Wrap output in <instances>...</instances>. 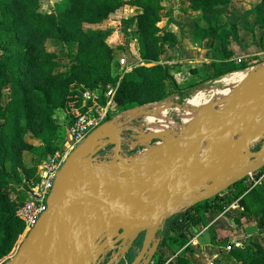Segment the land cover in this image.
Wrapping results in <instances>:
<instances>
[{
	"label": "rangeland",
	"instance_id": "obj_1",
	"mask_svg": "<svg viewBox=\"0 0 264 264\" xmlns=\"http://www.w3.org/2000/svg\"><path fill=\"white\" fill-rule=\"evenodd\" d=\"M40 1L41 12L48 14H56L57 7L64 2V0ZM261 3L262 0H232L227 5H214L208 11H195L191 9V4L188 0H163V5L166 9L163 12V22L160 24V28L162 29L161 36H165L167 33H174L177 37V42L166 41L160 44V62L171 69L170 74L175 78L180 91L175 92L171 83H168L169 96L167 98L142 106L136 105L127 111L122 110L116 104L118 91L116 96L110 99L106 98V93L111 89H117L121 82L125 81V78L132 79L133 81L140 80L135 71L141 66L148 64L141 59L142 46L139 43L138 32V16L140 13L136 9L127 5L112 14L108 21L100 25L89 24L90 21L86 18L85 10L80 9V15L71 21L75 26L78 24L79 28V34L75 38L69 41L54 39L46 42V50L58 60L60 72H65L73 67L74 58L81 52L84 37L91 30L104 31V43L113 52L114 71L118 72L120 79L115 86H110L107 89L104 98L99 94L100 100L98 105L106 108V112L104 122L96 131L105 126L113 127L115 136L103 140L95 149L97 152L92 159L94 169L90 174V179H93V187L97 191L102 193L107 190L101 188V182L103 178H106L109 187H117L116 192L118 195L122 192H127L130 193L128 201L135 200L136 192H134L131 186H126L125 181L129 180L138 186L143 180L144 173L142 170L150 160L146 156L147 146L144 139L149 135H155L159 132L150 125V122L158 124L159 120L157 122L156 118L162 112L165 113L164 123L166 122L165 125L168 130L166 129L165 133H161L163 136L161 139L150 141V146L160 147L165 144V148L169 147V150L160 152L156 157L162 155L164 158H167L172 155H178L185 148L189 136L193 133L191 131L186 132L184 129V117L190 109V102L200 97V104L204 105L207 101L212 100L213 111L220 112L222 100L219 98V92L213 94L210 93V89L216 88L221 90L224 88L223 80L232 74L251 70L264 64V27L258 23V7ZM123 59L126 60L124 65L121 63ZM231 59L236 63H243L245 65L244 68L232 73H226L218 78H209L218 68L228 70L229 60ZM72 106L73 112L70 114L63 108H58L56 112L55 120L59 126V141L57 143V152L54 155H45L43 153V144L31 136H27L25 138L26 142L36 146L38 150L35 155L30 154L28 151L24 152L23 162L25 168L19 169L16 163L6 161L5 167L10 179L7 181V188L3 189V191L8 190L7 194H9V198L13 202L18 201L17 192H23V194L27 195L30 192V188L40 181L41 167L51 158L56 157L58 162H62L60 175L72 155L85 145L84 142L82 145L72 148L69 131L78 122L80 118L78 116L79 112L86 104L83 100H79ZM166 106H169V108L163 110V107ZM129 112H134L135 115L129 116ZM94 113L96 115V112ZM76 117L79 118L76 119ZM207 126L208 124L205 123L204 127ZM120 132L122 134L120 135L119 143H114L113 140L119 137ZM235 140H238V136H235ZM213 150L209 144H205L200 160H205ZM263 151L264 141L256 144L251 149V153L254 155ZM117 154L119 157H117ZM122 161L128 164H143L141 171H133L131 175L121 174L116 177L114 171L110 170V167H114L115 165L121 167L123 166ZM252 161H256V159ZM262 168L264 166L255 170L249 176L261 171ZM84 175H86L85 171L77 172L71 179L72 182L68 191L73 190V183L76 182L78 176L82 177ZM57 179H59V176ZM263 179L264 176L260 181ZM253 180L256 181V179ZM90 186L89 181L85 185L86 190L89 191ZM153 188L154 183L149 190L142 192L139 199L143 206L141 211L147 210L151 205V192ZM227 190L224 192H228ZM199 192L204 196V191H198V194ZM250 207L251 204L249 202L245 204L236 202L227 212H224L228 222L225 223L222 235H218L216 229L215 238L209 232L206 234L210 245L215 241L225 240L229 244H232V246L250 248L253 254L264 256V235H261L259 231L254 235L246 233L247 228L256 226L251 221L250 212L253 209ZM189 208L191 207L186 209L181 207L176 215ZM79 213V208H77L69 219V237L73 245L79 243L78 239L80 237L86 239L88 250L91 253L89 255V264H133L137 260L145 246L147 232L140 233L139 235L134 234L132 239H128V237L123 236V231H116L117 229H110L109 227L103 229L102 222L96 225V229H93V231L89 230L87 229V224L92 223L91 225H93V221L97 217L96 211L84 213L83 225L79 231L77 230V216ZM173 216L168 217L163 222L161 226L163 229L158 231L157 237L151 242V253L155 252L154 246L156 241L159 240V234L163 233V231H168L170 234L172 226L171 218ZM203 229L199 228V231L201 232ZM96 232V246L94 248L96 250L104 248V252L98 260L94 258L93 247L91 246V235ZM31 233L28 234V231H22L20 234H16L12 239L9 256L4 261H0V264H10L17 256L18 250L27 242ZM217 248L220 249L218 260H221L222 264H239L230 257V247L218 246ZM23 264L27 263L23 261ZM34 264H40V261Z\"/></svg>",
	"mask_w": 264,
	"mask_h": 264
},
{
	"label": "trees",
	"instance_id": "obj_2",
	"mask_svg": "<svg viewBox=\"0 0 264 264\" xmlns=\"http://www.w3.org/2000/svg\"><path fill=\"white\" fill-rule=\"evenodd\" d=\"M188 2L192 10L208 11L214 5H227L232 0ZM127 5L140 13L141 59L148 64L135 71L140 80L125 78L121 82L116 104L124 111L167 98L168 83L175 92L180 91L170 74L171 69L160 62V44L177 42L174 33L161 36L160 24L166 9L163 0H64L57 7L56 14L41 12L40 0H0V261L9 256L14 236L27 231L18 213L28 196L17 192L18 201L13 202L7 194L8 190L3 191L10 179L6 161L16 163L19 169L25 168L24 152L35 155L38 150L26 142L27 136L43 144L45 155H54L59 141V126L55 120L58 108L70 114L73 112L72 105L83 100L82 94L86 90L103 93L101 96L104 98L107 89L115 86L120 79L118 72L114 71L113 52L104 43V31L86 33L73 67L65 72H60L58 60L46 50V42L75 38L79 28L71 21L80 15V9L85 10L89 24L100 25ZM258 14V23L264 27V0L258 7ZM244 66L243 63L230 62L228 70L218 68L210 78L241 70ZM90 107H93L92 103H88L78 116H83ZM263 176L264 168L234 184L228 192L173 216L170 234L168 231L159 234L155 264H196L189 243L200 233L199 228L209 226L207 214L211 210L227 212L236 202L251 204L250 208L254 210L248 211L251 221L264 235V179L257 183ZM209 233L216 237L213 227L209 228ZM213 245L230 247V257L236 263L264 264V256L253 254L250 248H237L225 240L215 241Z\"/></svg>",
	"mask_w": 264,
	"mask_h": 264
},
{
	"label": "water",
	"instance_id": "obj_3",
	"mask_svg": "<svg viewBox=\"0 0 264 264\" xmlns=\"http://www.w3.org/2000/svg\"><path fill=\"white\" fill-rule=\"evenodd\" d=\"M251 116L253 121L264 119V90L261 93L250 100L243 106H235L227 111L226 114L212 120H206V118H200L195 123L193 133L189 136L186 142L185 148L178 154L164 158L162 155L149 160L148 164H145L142 172L144 173L143 180L140 185H134V182L129 180L125 181L126 186H131L134 192H136V199L128 201L130 193L122 192L117 194V187H109L108 180L103 178L101 182V188H105L104 192L97 191L93 186L94 181L90 179V174L94 167L92 166V159L97 152L96 147L105 139L114 137L115 130L113 127H102L91 135V137L85 142V145L77 150L65 169L66 176L62 181L56 182L54 192L48 199V211L41 218L37 229L39 234L35 236V244L27 242L20 248L17 256L12 260L10 264H23L24 256L30 249L36 252L40 257V264H89V255L86 239L79 238V243L73 245L69 234V219L72 217L73 211L79 208V214L77 216V230L80 231L83 225L84 213L96 211L97 217L93 221V225L87 224V229H96L95 226L100 224L103 229L114 228L116 231H123L124 237L133 238V235H139L140 233L147 232L145 246L133 264H151L157 252L160 240L156 241L154 246V253L150 252L151 242L157 237L158 231L163 229L161 226L168 217L176 215L175 213L169 214V205L175 200L179 192L180 187L188 182L193 183L202 179H206L213 183L221 173L216 174L218 167H213L211 163H206L205 167H210L209 170L199 172L198 174L188 175L184 172L190 164H193L196 159L201 156V152L205 144H209L217 136L226 130L230 125L235 123L238 119ZM207 123L208 126L204 127ZM264 129V125L249 127L241 136L234 134L232 137L233 142H237L241 149H244L247 142L252 140L253 136L259 131ZM122 131V129H121ZM119 137L114 139V143H119ZM235 136H238V140H235ZM150 141L159 140L163 136L161 134L147 136ZM213 149V144H209ZM169 150L165 148L163 151ZM162 151V152H163ZM238 154L237 150L230 152V156L226 158L234 157ZM253 159L257 160V154H252ZM117 157L119 155L117 154ZM252 159V160H253ZM204 160L199 159V163L203 164ZM121 167L115 165L110 167V170L114 171L116 177L121 174L131 175L133 171H141V163L128 164L122 161ZM203 166V165H201ZM79 171H85L86 175L78 176L76 182L73 183V190H70L72 178ZM253 173V172H252ZM249 176V175H247ZM245 176L244 178H246ZM244 178L237 180L231 184L228 182H222L214 186L211 192H205L204 196L201 192H190L189 201L184 204L182 208L193 207L200 202L214 198L222 194L225 190L229 189L234 184L243 180ZM90 181V190H86L85 185ZM85 182H87L85 184ZM154 183L152 189V202L151 205L145 211H141L143 206L139 200L143 191L149 190ZM84 186V187H83ZM96 191V192H95ZM103 191V190H102ZM94 192V193H93ZM104 193L108 194L104 197ZM197 194V195H196ZM103 195V196H102ZM110 196V197H109ZM104 222V223H103ZM151 230L152 232H150ZM163 231V230H162ZM257 226L249 227L246 229L248 235H254L258 233ZM91 246L93 247V254L96 260L103 254L104 248L96 250V236L92 234ZM134 241V239H133Z\"/></svg>",
	"mask_w": 264,
	"mask_h": 264
},
{
	"label": "bare ground",
	"instance_id": "obj_4",
	"mask_svg": "<svg viewBox=\"0 0 264 264\" xmlns=\"http://www.w3.org/2000/svg\"><path fill=\"white\" fill-rule=\"evenodd\" d=\"M223 85L224 88L221 90L216 88L210 89V93L214 94L216 92H219V98L222 100L220 112L213 111L212 100L207 101L204 105L200 104V97L190 102V109L184 117V129L186 130V132H193V129L196 125L195 123L200 118H206V120L212 121L226 114L229 109L235 106H243L256 96H258L261 91L264 90V64L261 66H257L251 70L240 71L232 74L230 77L223 80ZM168 108L169 106L163 107V110H166ZM128 115L134 116L135 113L129 112ZM164 116L165 113L162 112L161 115L156 118L157 122L159 120L158 124L150 122V125L160 132H157L158 134L165 133L167 129V126L165 125L166 122L164 123ZM260 125H264V119L253 121L251 116L243 117L238 119L226 130L220 133L217 138L211 141L209 144L214 145V150L211 154H209V156H207L203 164L199 163V157L193 164H190L184 172H186V174L190 176L193 174H198L199 172H203L205 170H209L211 166L208 168L205 167V164L209 162L213 167H218L216 170V174L221 173V175L216 180H214L213 183L209 182L206 179H202L197 182H188L187 184H183L180 187L175 200L170 203L168 213H175L184 204L188 203V191H192L193 193L198 191L211 192L214 186H217V184L219 183L228 182V184H231L237 180L244 178L247 175H250L255 170L263 167L264 151L257 154L256 161H252L253 155L251 153V149L256 144L264 141V129L256 133L253 136L252 140L246 143L244 149H241L240 145L237 142L232 141V137L234 136V134H238L239 136H241L249 127ZM144 141L146 142L147 146L146 156L150 158V160L155 158L160 152L165 149V144L161 145L160 147L150 146V140L148 139V137H146ZM233 150H237L238 154L234 157L226 158L225 154H227L228 157L230 156V152H232ZM66 173V171H63L59 175V181L63 180V178L66 176ZM107 195L108 194L104 193V197ZM149 231L152 232L151 230ZM36 234H39L37 228L32 231L28 242H32V244H35ZM32 250L33 249H30L26 252V255L23 259L24 263L34 264L35 262L40 261L39 255Z\"/></svg>",
	"mask_w": 264,
	"mask_h": 264
},
{
	"label": "built area",
	"instance_id": "obj_5",
	"mask_svg": "<svg viewBox=\"0 0 264 264\" xmlns=\"http://www.w3.org/2000/svg\"><path fill=\"white\" fill-rule=\"evenodd\" d=\"M121 63L124 65L126 60L123 59ZM119 87L111 89L106 93V98H114ZM100 92H93L86 90L83 93V100L85 104L92 103L78 122L70 129L69 135L71 139L72 148L78 147L86 142L91 135L104 122L106 108L100 107L98 102L100 100ZM98 106V108H97ZM96 112V115L95 113ZM59 157V156H58ZM62 162H58L57 158H51L41 167L40 181L30 188L27 193L28 199L24 206L20 209L18 216L27 227L28 234H30L39 224L41 218L48 211V199L54 192L56 181L61 170ZM262 181V180H261ZM259 181L258 183H260Z\"/></svg>",
	"mask_w": 264,
	"mask_h": 264
},
{
	"label": "crops",
	"instance_id": "obj_6",
	"mask_svg": "<svg viewBox=\"0 0 264 264\" xmlns=\"http://www.w3.org/2000/svg\"><path fill=\"white\" fill-rule=\"evenodd\" d=\"M229 61L235 62L233 59ZM213 75L214 74H211L210 77ZM207 221L209 222V226L204 228L196 237H194L190 241L189 246L194 251V260L196 261V264H222L221 260H218L220 249L213 244L210 245V241L207 240L206 234L209 232V228L213 227L216 229L217 234L221 236V233L224 232L223 229L225 223L228 222L226 214L217 210H211L207 214ZM151 264H155V258L152 260Z\"/></svg>",
	"mask_w": 264,
	"mask_h": 264
}]
</instances>
